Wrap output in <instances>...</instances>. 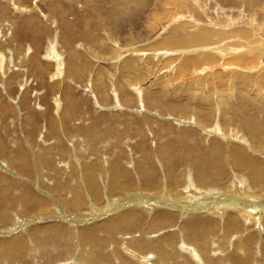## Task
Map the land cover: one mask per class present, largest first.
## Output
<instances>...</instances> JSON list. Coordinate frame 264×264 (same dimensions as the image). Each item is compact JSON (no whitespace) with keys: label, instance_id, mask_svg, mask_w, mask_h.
I'll return each mask as SVG.
<instances>
[{"label":"rangeland","instance_id":"374dc122","mask_svg":"<svg viewBox=\"0 0 264 264\" xmlns=\"http://www.w3.org/2000/svg\"><path fill=\"white\" fill-rule=\"evenodd\" d=\"M193 10L200 11V14L197 12L198 16L194 15ZM220 18L221 21H218ZM179 20L185 21L184 30H171L173 25H178ZM229 21L239 22V26L244 24L243 26L249 29L251 25L259 24L255 29L263 33L264 0H232V2H224V0H0V221L2 220L0 232L5 233H0V264L2 262L10 264L5 262L6 258L10 256L21 258L22 255L21 250L9 249L1 245L7 235L23 232L35 224L49 223L55 216H60L62 208L69 216L92 213L89 206L95 205L91 203L95 200L86 185L83 186V189L80 188L81 193L82 190L84 191L81 196L79 195L80 197L69 195V192L51 190L52 183H60L65 187L70 184V181H77L76 179L72 180V177L77 175L79 170L83 171L80 166L82 164L87 166L102 160V167L98 168L97 166L94 169H100V173L94 175L100 195L99 204L95 202L97 207L112 206L110 202H107V199H110L113 202L126 204L125 208L134 207L137 209L133 219L127 222L128 227L112 228V233L107 231L95 235L98 241L106 240L104 244L93 245L90 242L87 244L88 253L97 255V252L102 249L101 254L107 257V264L116 263L120 259L126 260L130 264H141L144 257L142 251L147 248L145 243L152 242L151 238L153 237V242L161 243L162 241L161 244L164 247L160 246L159 248L156 245L154 248H147L146 251L148 253L149 250L152 254L157 251V253L154 252V255L156 254L158 258H161V255L170 258L172 254L182 260L179 256L181 253V256L189 260L193 259V253H197L203 258L197 246L191 244L192 242L190 243L185 237V233L190 231L180 228L183 222L182 215L171 216V213L174 212L171 204L162 202L167 201L168 196L171 198L183 196L186 203L191 202L193 198H200L196 204L200 209H205L203 213L212 208V206L207 207L205 202L213 203V201L218 202L225 198L228 199L226 204L228 205L243 196H250V201L253 202L260 199L259 196L262 197L261 200H264V185L258 191L253 190L254 192H252V190L248 191L251 181L244 183L248 178V170L251 166L245 160L248 155L257 158L264 168V158H262L264 157V127L262 128V125L264 126V109L256 106L255 101L252 100L244 105L241 104L242 106L239 105L240 107L237 106L238 112L232 113L233 107L227 102L228 104L226 103L222 110L227 114L225 117V113L222 114V111H219L216 106L213 107L214 100H207V97L217 99L224 93L228 96L232 82L238 84L240 77L254 71L259 74L260 81L264 86V68L262 69L264 65L261 61L263 40L261 41L255 36L256 41L252 43L250 49L244 48L245 50L238 51L226 48L224 44H230L226 38L222 42L194 45L195 47L191 45L186 48L169 47L162 43L165 41L164 37L175 33L182 34L192 30L194 26L213 30L214 27L231 26ZM189 32L191 31L184 34H189ZM213 44L218 45L216 47L219 50L223 49V52L220 54L213 51L211 49L213 47L209 46H213ZM242 50L250 51L249 53H252L251 55H254L255 58L258 55L254 65L245 64L246 67H244L238 63L225 64L231 56H235L233 53H241ZM166 52L174 53L173 55L177 56H180L181 53L182 56L187 54L193 56L189 54L190 52L208 53L213 56L215 62L192 64L194 66L191 65L186 70L184 69L185 72H183L188 75L186 74L187 77L185 75L182 79L177 70L171 69L174 68L172 66L174 63L170 61L169 65L164 62L165 58L160 56V53ZM129 59L136 60L135 65H132L131 68L135 66L136 71L140 74V77L137 74V77L132 80L131 84L134 88L128 81L130 79L128 77ZM130 63L132 64V62ZM191 72L194 74L192 75ZM216 73H220L219 76H215ZM138 78L139 80H137ZM168 78L170 81H167ZM184 80L193 82L189 83V85H193L191 91L193 96L188 97L191 100L189 109L193 113L188 110L182 113L180 107L175 105L172 110L163 109L162 104L166 100L170 101L172 96H178L181 93L177 90L179 87H181V91H184L185 87L181 84L184 83ZM163 82L165 93H159L158 97H151V92L159 89V84H163ZM249 84H253V82ZM146 87L150 94L146 95L143 91L141 96L136 95L139 93L137 90H144ZM250 87L248 86L247 89ZM263 89L264 87L259 92L257 100L264 98ZM177 91L178 93H175ZM191 92L189 93L191 94ZM249 94L253 95L252 91ZM186 96L185 93L184 95L181 93V97L179 95L181 99H185ZM144 97L146 98L143 99ZM153 99L156 100V103ZM195 106L196 112L193 109ZM200 107L205 108L206 111H204L205 109L199 111ZM231 128L237 129L239 135L237 140H234L230 134ZM235 143L237 145L233 147L232 145ZM116 144L117 146H115ZM254 146L255 148H253ZM232 147L234 149L239 147L243 150L242 156L236 157ZM225 149L227 150L225 151ZM20 150L21 152H19ZM260 151L262 152L260 153ZM172 156L177 159L178 163L175 159V161L173 160ZM203 157L208 159L204 160ZM219 162L221 163L219 164ZM240 162L244 165H241ZM111 163L117 170L112 182L114 183L117 179L124 183L123 185L127 188L125 191L113 194L110 192L109 187L112 183L106 182V175H108L110 167L112 168ZM209 163H213V165ZM95 164L97 163L95 162ZM221 167L222 169H220ZM144 168H151L150 170L154 173L151 174L153 179L142 177ZM128 169H130V173ZM200 169L202 172L205 171L202 173L201 180L199 179L201 182L196 180ZM103 172L105 175H102ZM183 172L186 175H183ZM40 173L44 177L40 176ZM78 174L76 185H81L82 182H86L85 176L83 175V178L80 171ZM170 174L171 178L168 176ZM182 176L185 183L180 178ZM96 177H99L100 180L98 181ZM187 177H190L191 181L197 185L203 184V191L197 188L201 191L194 194L192 191L190 192L185 185L187 183L188 186H191ZM177 178L182 182L176 180ZM212 181L213 184H211ZM214 184L215 186H213ZM22 187L28 189L29 195L33 199L23 193ZM144 187L147 189H143ZM183 188L186 190L184 193ZM215 188L218 189V193L217 191L214 193ZM208 189L210 190L208 191ZM148 194L153 196L155 204L159 207H155L153 210L139 209L138 206L141 203L138 200L139 196ZM84 195L85 200L83 199ZM75 196L77 198L71 204L70 198ZM126 196L135 197L131 202L124 199ZM64 197L65 199L67 197L68 200L66 199V201ZM186 197L191 200L185 199ZM36 199L42 205L35 203ZM77 199L78 201H76ZM200 201L201 204H199ZM176 202L181 203L178 199L175 200ZM76 203L77 205H75ZM185 204L183 203V205ZM193 208H197V206ZM39 210L42 212L40 213ZM3 212L4 214H2ZM255 213L252 219L246 215L241 216L235 213L231 219L234 226L227 225L229 220L226 218L213 217L212 213L202 217L198 216L195 219L204 222V229L209 231L213 229L214 238L219 236L226 238L222 234L224 231L228 232L229 246H232L234 250L238 247L235 250L238 253L231 247L223 250L226 252L224 257L227 256L225 263L229 264L232 254L235 258L237 257V262L242 258L239 253L243 247L237 241L247 235L253 234L254 239L252 240H257V243L254 241L256 244L252 241L249 242L252 245L253 253L263 250L260 248V243L263 240L260 235L264 233V214L262 218H259L258 210ZM186 217L192 219L190 215H186L184 218ZM97 220L87 224H93L96 221L102 222L104 218L101 217ZM12 229H14V233H9V230ZM164 232L167 235L163 234ZM23 235L26 234L23 232ZM173 235H175V239L165 246V238ZM132 236L133 238H131ZM75 242L77 244L74 249L69 250L70 253L72 250L74 253H72V257L67 258L69 263L73 262L72 260L76 258L81 249L78 243L79 239L76 238ZM110 242L113 243L110 244ZM184 242L188 243L184 244ZM236 244H239L240 250ZM82 245L85 247V241ZM220 253L222 254L221 250H212L213 257L216 254L221 255ZM133 254L137 257L135 263L131 262ZM62 255L64 252L57 255V260ZM29 257L28 255L25 257L27 260L25 264H33L32 262L36 261H29ZM40 257L41 255L38 260ZM49 257H52L50 261L47 259ZM45 258L46 260H41L37 264H50L55 256L50 255ZM151 258L148 257V259ZM229 258L230 260H228ZM240 262L247 264L244 260ZM257 264H264V260L259 259Z\"/></svg>","mask_w":264,"mask_h":264},{"label":"bare ground","instance_id":"6f19581e","mask_svg":"<svg viewBox=\"0 0 264 264\" xmlns=\"http://www.w3.org/2000/svg\"><path fill=\"white\" fill-rule=\"evenodd\" d=\"M252 1V0H251ZM13 2V1H12ZM224 2H232V0H224ZM250 2V1H249ZM235 4V3H234ZM252 4V3H251ZM17 5V4H16ZM29 5V4H28ZM252 6V5H251ZM36 7V6H35ZM39 7V6H38ZM198 13L200 12V11H197ZM196 12V10H193V13H194V15H196V16H198V13ZM192 13V12H191ZM200 14V13H199ZM232 15V14H231ZM247 17H249V16H247ZM258 18V17H257ZM258 20H260V18H258ZM257 20V21H258ZM218 21H221V18L220 19H218ZM261 21V20H260ZM179 23H182V24H179V23H177L178 25L177 26H174L173 25V27L171 28V30H179V31H181V30H184L183 29V27L186 25V23H185V21H178ZM188 22V21H187ZM229 22H231V21H229ZM241 23V22H240ZM259 23H261V22H259ZM263 23V22H262ZM233 25V26H232ZM240 24H239V22H231V26H228V27H224V28H222V27H214L213 28V30H210V29H207V28H205V27H197V26H194L193 27V29L192 30H188V31H191V32H189V34H184L185 32H188V31H185L184 33H175L174 35H171V36H168V37H164L163 38V40H165V41H163L162 43L163 44H166V46H169V47H183V48H186L187 46H197V45H204V44H211V43H216V42H222L225 38L226 39H228V41L230 42V44H224V45H226V48L227 49H231L232 51H238V50H241V49H243V50H245L244 48H249L250 49V47L252 46V43H254L256 40V37L255 36H257V38H259V39H261V41L263 40V42H264V32L262 33V32H259V30L258 29H255V28H257L256 27V25H259V24H254L253 26L251 25V27L250 26H248V27H250V29L249 28H245V26H239ZM224 29V30H223ZM174 33V32H173ZM260 42V41H259ZM159 45V44H158ZM194 46V47H195ZM210 47H213V48H211V49H213V51L215 50V51H217V52H219L220 54L223 52V49H220L219 50V48H217L216 46H218V45H216V44H213V46H211V45H209ZM262 47V48H261ZM260 48H261V52L263 53V50H264V43H263V46H261ZM182 48V49H183ZM204 48V47H203ZM223 48V47H222ZM226 48H225V50H226ZM205 49V48H204ZM252 49V48H251ZM241 51V53H233V54H235V56H231L230 57V60H227L226 61V65L227 64H232V63H238V64H240V65H242V66H244V67H246V65H254V63H255V59L258 57V55L256 56V58H255V56L254 55H251L252 53H249V52H247V51ZM177 51V50H176ZM175 51V52H176ZM50 52V51H49ZM178 52H180V51H178ZM227 52V51H226ZM51 53V52H50ZM53 53H54V51H53ZM72 53V52H71ZM248 53V54H247ZM262 53H261V57H262ZM74 54V53H73ZM161 55L160 56H162L163 58H165V63H167V64H171V62L172 63H174V65H172V66H174V68L172 67L171 69H173V70H177V73H179V75H181L180 77H182V79H183V76H185L187 73H184L185 71H184V69L186 70L187 69V67H190L192 64H194V65H197V64H199V63H202V64H204L205 62H208V63H213V62H215L214 60H213V56L211 55V54H208V53H189V54H192L193 56H188V54L186 55V56H182V53H181V55L180 56H177V55H173L174 53H172V54H170V53H160ZM176 54H177V52H176ZM180 54V53H179ZM184 54V53H183ZM213 54H215V53H213ZM49 55V54H48ZM51 55V54H50ZM96 55V54H95ZM99 55V54H98ZM167 55H169V56H167ZM247 55V56H246ZM246 56V57H245ZM109 57V56H108ZM161 57V58H162ZM166 57H169V58H166ZM216 58V57H215ZM223 58V57H222ZM225 58V57H224ZM227 58V57H226ZM232 59V60H231ZM62 60V59H61ZM129 61V65H130V67H129V69H128V71H129V73H128V77L130 78V79H128V81H129V84L130 85H132L131 83H133V79L135 78V77H137V74H138V72L136 71V67L134 66L133 68H131L132 67V65H135L134 63H136L135 61H134V59L132 60V59H129L128 60ZM158 61H159V58H158ZM171 61V62H170ZM261 61H262V59H261ZM36 62V61H35ZM130 62H132V64L130 63ZM62 63V62H61ZM119 63V62H118ZM207 63V64H208ZM262 65H264V62L262 61ZM38 64V63H37ZM169 64V65H170ZM202 64H200V65H202ZM246 64V65H245ZM145 65V64H144ZM194 65H192V66H194ZM216 65H217V63H216ZM256 65V64H255ZM120 66V65H119ZM223 66V65H222ZM197 67V66H196ZM252 67H255V66H252ZM262 67V66H261ZM195 68V67H194ZM227 68V67H226ZM257 68V67H256ZM256 68H254V69H256ZM264 68V66L262 67V69ZM235 69V68H234ZM242 69V68H241ZM253 69V70H254ZM262 69H260V70H262ZM59 70V69H58ZM173 70H170V71H173ZM193 70V69H192ZM202 70V69H201ZM232 70V69H231ZM249 70H251V69H249ZM60 71V70H59ZM127 71V70H126ZM184 71V72H183ZM183 72V73H182ZM237 72V71H236ZM245 72V71H244ZM255 72V71H254ZM249 73V71H248V73H249V75H245L244 74V76H242V77H240V80L238 81V84H236L235 82H232L230 85H231V89H229V93H228V96H227V94L226 93H224L223 95H220L217 99H212L211 97H207V100H209V101H213L214 103H213V107H217L218 108V110L219 111H222L223 110V106L228 102L229 104H231L232 105V107H233V110H231V111H233L232 113H234V112H238L237 111V106H239V105H241V104H245L246 102H250V101H252V100H254L255 101V104H256V106H258V107H260V108H263L264 109V98L263 99H259V100H257L258 98H259V96H258V94H259V92L262 90V88L264 87L263 85H262V82L260 81V76H259V74H257V72L256 73ZM101 73V72H100ZM259 73V72H258ZM164 74V73H163ZM191 74H192V72H191ZM194 74V73H193ZM192 74V75H193ZM219 74L220 73H216V75L215 76H219ZM228 74V73H227ZM237 74H239V72H237ZM98 75V74H97ZM102 75V74H101ZM125 75V74H124ZM139 75V77H140V74H138ZM167 75V74H166ZM178 75V76H179ZM188 75V74H187ZM187 75L185 76V77H187ZM190 75V74H189ZM198 75V74H197ZM240 75V74H239ZM241 75H243L242 73H241ZM143 76V75H142ZM174 76V75H173ZM213 76H214V74H213ZM222 76V75H221ZM220 76V77H221ZM236 76V75H235ZM161 77V76H160ZM184 77V78H185ZM189 77V76H188ZM192 77V76H191ZM198 77V76H197ZM210 77V76H209ZM233 77V76H232ZM156 78V77H155ZM167 78V77H166ZM165 78V79H166ZM179 78V77H178ZM200 78V77H199ZM198 78V79H199ZM236 79H237V77H235ZM164 79V82H165V84H167L166 82L167 81H170V78H168V80L166 81ZM194 79V78H193ZM193 79H191V80H193ZM197 79V80H198ZM95 80V79H94ZM123 80V79H122ZM137 80H139V78L137 79ZM195 80V79H194ZM196 80V81H197ZM230 80V79H229ZM142 81H143V79H142ZM175 81V80H174ZM40 82V81H39ZM164 82H163V84H159V89H157L156 91H153V92H151V97L153 96V97H158V94L160 93H162V92H164L165 93V91H166V89L164 88ZM185 82H187V83H185ZM192 82V81H191ZM240 82V83H239ZM251 82H253V84H249V83H251ZM135 83H138V82H135ZM141 83V82H140ZM156 83V82H155ZM181 83V82H180ZM185 83V84H184ZM184 83H181V84H183L184 85V87H185V89H184V91H181L180 90V88L181 87H179L177 90L178 91H180L183 95H184V93H185V95H187L186 97H185V99L186 98H188V97H192L193 95H192V86L193 85H189V83H190V81L189 80H187V81H185L184 80ZM193 83V82H192ZM192 83H190V84H192ZM222 83V82H221ZM138 85H141V84H138ZM186 85V86H185ZM133 86V85H132ZM216 86V85H215ZM221 86V85H220ZM248 86H251L250 87V89H247V87ZM136 87V86H135ZM138 87V86H137ZM158 87V86H157ZM178 87V86H177ZM176 87V88H177ZM219 87V86H218ZM253 87V88H252ZM53 88V87H52ZM133 88H134V86H133ZM139 88V87H138ZM173 88V87H172ZM148 88L146 87V89H142V90H137V92H139V93H136V95L137 96H141L142 94H143V91H144V93L146 94V95H148V94H150V92L147 90ZM215 89V88H214ZM222 89V88H221ZM134 90V89H133ZM136 90V89H135ZM183 90V89H182ZM216 90V89H215ZM218 90V89H217ZM264 90V89H263ZM175 91V90H174ZM178 91L177 92H175V93H178ZM250 91H252V93H253V95L252 94H249V92ZM55 92V91H54ZM189 92H191V94L189 93ZM197 92V91H196ZM217 92V91H216ZM167 93V92H166ZM181 93L179 94L180 95V97H181ZM262 93V92H261ZM163 94V93H162ZM168 94H169V92H168ZM209 94V93H208ZM145 95V96H146ZM174 95V94H173ZM179 95L178 96H172V98H171V100L170 101H168V100H166L163 104H162V108L163 109H168V110H172L175 106H179L180 107V111L183 113V112H185L186 110H188V111H190V112H192L193 113V111L191 110V109H189V103H191V100L189 99H187V100H185V99H181L180 97H179ZM249 95V96H248ZM260 95V94H259ZM264 95V94H263ZM65 96V95H64ZM130 96V95H129ZM164 96V95H163ZM226 96H227V98H226ZM147 97V96H146ZM146 97H144L143 99H145ZM195 97V96H194ZM137 98V97H136ZM198 98V97H197ZM226 98V99H225ZM108 99V98H107ZM147 99H149V98H147ZM157 99V98H156ZM142 100V99H141ZM154 100V99H153ZM162 100V99H161ZM147 101V100H146ZM155 101V103H156V100H154ZM175 101V102H174ZM227 103V104H228ZM117 104V103H116ZM173 105H175V106H173ZM148 106V105H147ZM156 106V105H155ZM158 106V105H157ZM156 106V107H157ZM193 106V105H192ZM229 106V105H228ZM242 106V105H241ZM116 107V106H115ZM118 107V106H117ZM116 107V108H117ZM130 107V106H129ZM134 107V106H133ZM159 107V106H158ZM240 107V106H239ZM249 107V106H248ZM178 108V107H177ZM194 110H195V112L197 111L196 110V106L193 108ZM198 109V108H197ZM205 108H203V107H200L198 110L199 111H202V110H204ZM230 109V108H229ZM175 111H176V109H174ZM257 110V109H256ZM204 111H206V109L204 110ZM253 111V110H252ZM167 112V111H166ZM261 112V111H260ZM225 113V111H222V114H224ZM226 114V113H225ZM220 116H222V115H220ZM228 116H230V115H228ZM235 117H236V115H234ZM179 117V116H178ZM225 117H227V114L225 115ZM264 117V116H263ZM192 118H193V116H192ZM191 118V119H192ZM222 118V117H221ZM224 118V117H223ZM233 118V117H232ZM226 119V118H225ZM228 119V118H227ZM235 119V118H234ZM193 120V119H192ZM223 120V119H222ZM242 121V120H241ZM190 122V121H189ZM193 122V121H192ZM225 124V123H224ZM237 124H240V123H237ZM242 124H244V123H242ZM235 125H236V123H235ZM251 125V124H250ZM237 126V125H236ZM261 126V125H260ZM195 127V126H194ZM233 127V126H232ZM264 126L262 125V128H263ZM177 128V127H176ZM218 128V127H217ZM251 128V127H250ZM255 128V127H254ZM233 128H231V130H230V134L233 136V138H234V140H237V138H239V135H238V131H237V129L236 130H232ZM264 129V128H263ZM178 130V129H177ZM264 131V130H263ZM102 134V133H101ZM248 137V136H247ZM249 138V137H248ZM244 139V138H243ZM206 140V139H205ZM240 140V139H239ZM229 141H231V140H229ZM108 142H110V141H108ZM154 142V141H153ZM215 141H213V143H214ZM216 143V142H215ZM230 143V142H229ZM228 143V144H229ZM243 143V142H242ZM67 144V143H66ZM240 144V143H239ZM213 145V144H212ZM237 145V143H235L234 145H232L233 147H235ZM249 145H250V143H249ZM114 146V145H113ZM115 146H117V144L115 145ZM228 146V145H227ZM240 146V145H239ZM242 146V145H241ZM81 147L83 148V145H81ZM161 147V146H160ZM232 147V148H233ZM249 147V146H248ZM251 147V146H250ZM25 148V147H24ZM106 148V147H105ZM162 148V147H161ZM217 148V147H216ZM229 148V147H228ZM243 148V147H242ZM253 148H255V146L253 147ZM234 149V148H233ZM250 149V148H249ZM227 149H225V151H226ZM232 150V149H231ZM261 150V149H260ZM82 151H83V149H82ZM85 151V150H84ZM224 151V152H225ZM242 151L243 150H241V149H239V147L238 148H236V149H234L233 150V153L236 155V157L237 156H242ZM19 152H21V150L19 151ZM152 152V151H151ZM230 152V151H229ZM258 152V151H257ZM262 151H260V153H261ZM118 153V152H117ZM168 153V152H167ZM203 153V152H202ZM222 153V152H221ZM227 153V152H226ZM81 154H83V153H81ZM152 154V153H151ZM198 154V153H197ZM223 154H225V153H223ZM162 155V154H161ZM164 155V154H163ZM202 155V154H201ZM205 155V154H204ZM226 155V154H225ZM264 155V154H263ZM262 155V156H263ZM138 156V155H137ZM148 156V155H147ZM168 156V155H167ZM167 156H166V158H167ZM181 156V155H180ZM208 156H210V155H208ZM226 156H228V154L226 155ZM81 157H83V155H81ZM173 157V156H172ZM177 157V156H176ZM197 157V156H196ZM206 157V156H205ZM229 157H231V156H229ZM159 158H160V155H159ZM169 158H171V157H169ZM179 158V157H178ZM199 158V157H198ZM198 158H196V159H198ZM204 158V157H203ZM223 158V157H222ZM225 158H228V157H225ZM232 158V157H231ZM262 158H264V157H262ZM18 159V158H17ZM39 159V158H38ZM176 160V162H177V159L175 158V157H173V160ZM180 159V158H179ZM206 159H208V158H206ZM205 158H204V160H206ZM230 159V158H229ZM233 159V158H232ZM259 159H261L260 157H259ZM27 160V159H26ZM26 160H25V162H26ZM84 160V159H83ZM83 160H81V162L83 163ZM163 160V159H162ZM174 160V161H175ZM181 160V159H180ZM179 160V161H180ZM193 160V159H192ZM209 160H211V159H209ZM220 160V159H219ZM228 160V159H227ZM226 160V161H227ZM248 163H250V169L248 170V178L247 179H245V181H244V183H246V182H248V181H251V184H250V186H249V188H248V191H251L252 190V192H254L253 190H255V191H258L259 189H260V187L262 186V185H264V168L262 167V163L257 159V158H255V157H253V156H247L246 157V159H245ZM264 160V159H263ZM93 161H95V159H93ZM148 161V160H147ZM167 161V160H166ZM170 161V160H169ZM168 161V162H169ZM182 161V160H181ZM212 161V160H211ZM225 161V162H226ZM230 161V160H229ZM45 163H46V161H44ZM95 162L97 163V164H95ZM94 162V164H92V163H90V164H88L87 166H85V164L83 165H80L81 167H82V169H83V171L82 170H79L80 171V175L83 177V175L85 176V178H84V180L87 182V184H86V182H82V184L81 185H76V183H77V181H78V178H77V176H79V174H78V172H77V175L75 174L73 177H72V180L73 179H76L77 181H70V184L69 185H67V186H65V187H63L62 185H60V183H52L51 184V190H53V191H60V192H63V193H65V192H69V195H77V196H81L82 194H83V190H82V193H81V189H83V186L84 185H86L88 188H86V189H88L89 191H90V194L92 193V196L94 197V199L93 200H95V202H98V201H100L99 199V197H100V195H99V189H98V183H97V181H96V179H95V174L96 173H100V169H98V170H94V169H96L97 168V166H98V168L102 165V160H101V162H98V161H95ZM149 162V161H148ZM196 162V161H195ZM202 162V161H201ZM43 163V162H42ZM178 163V162H177ZM221 162H219V164H220ZM25 164V163H24ZM44 164V163H43ZM68 164V163H67ZM106 164V163H105ZM112 164V168L110 167V169H109V165H108V169H109V173H107L108 175H106V177H107V180H106V182L107 183H112L111 184V187H109L110 188V192L113 194V193H115V192H118V191H125L127 188L123 185L124 183H121V182H119V181H117V179H116V181H114V183L112 182V180H114L113 178H114V176H115V174L117 173V170H116V168H115V166H113V163H111ZM120 164V163H119ZM196 164V163H195ZM201 164V163H200ZM210 165H213V163H209ZM223 164H224V162H223ZM227 164V163H226ZM229 164V163H228ZM240 164L241 165H244L242 162H240ZM137 165V164H136ZM216 165V164H215ZM107 166V165H106ZM135 166V165H134ZM154 166V165H153ZM23 167V166H22ZM96 167V168H95ZM102 167V166H101ZM118 167V166H117ZM122 167H123V165H122ZM155 167V166H154ZM153 167V168H154ZM158 167V166H157ZM186 167V166H185ZM198 167V166H197ZM32 168V167H31ZM103 168H105V167H103ZM124 168V167H123ZM133 168V167H132ZM137 168V167H136ZM149 168V167H148ZM164 168V167H163ZM107 169V170H108ZM141 169V168H140ZM145 169V168H144ZM151 169V168H150ZM150 169H145V171L142 173V177H144V179H153V177H152V173H153V171L152 170H150ZM188 169H190V168H188ZM187 169V170H188ZM220 169H222V167L220 168ZM66 170H67V168H66ZM75 170V169H74ZM129 170V173H130V169H128ZM160 170V169H159ZM208 170V169H207ZM206 170V171H207ZM125 171V170H124ZM137 171H139V170H137ZM185 171V170H184ZM190 171V170H189ZM229 171V170H228ZM231 171V170H230ZM56 172V171H55ZM63 172V171H62ZM68 172V171H67ZM74 172V171H73ZM139 172H141V171H139ZM165 173H166V170L164 171ZM173 172V171H172ZM191 172V171H190ZM203 172H205V171H203ZM202 170L200 169V172H198L197 173V175H196V180L198 179H200L201 180V176H202ZM213 172V171H212ZM215 172V171H214ZM75 173V172H74ZM127 174H128V172H126ZM155 173H157L156 171H155ZM164 173V174H165ZM169 173V172H168ZM230 173V172H229ZM41 175L40 176H43L44 177V175L42 174V173H40ZM64 174L66 175V172H64ZM133 174V173H132ZM154 174V173H153ZM191 174V173H190ZM196 174V173H195ZM195 174H194V176H195ZM205 174V173H204ZM206 174H208V173H206ZM102 175H105V173L103 172V174ZM129 175V174H128ZM141 175V174H140ZM167 175V174H166ZM183 175H186V173L184 174V172H183ZM63 176V175H62ZM126 176V175H125ZM158 176V175H157ZM170 178H171V174L170 175H168ZM187 176H189V175H187ZM193 176V177H194ZM212 176V175H211ZM213 176H215V175H213ZM223 176V175H222ZM221 176V177H222ZM224 176H225V174H224ZM50 177V176H49ZM105 177V176H104ZM141 177V178H142ZM221 177H219V178H221ZM39 178V177H38ZM42 178V177H41ZM41 178H39V179H41ZM97 178V180L99 181L100 180V178L99 177H96ZM129 178H133V177H129ZM181 179L183 178V176L182 177H180ZM216 178H218L217 176H216ZM215 178V179H216ZM223 178V177H222ZM243 178V177H242ZM42 179H44V178H42ZM49 179V178H48ZM67 179H68V177H67ZM88 179V180H87ZM126 179H127V177H126ZM210 179V178H209ZM52 180V179H51ZM83 180V179H82ZM159 180H161V179H159ZM159 180H158V183H159ZM176 180H179L178 178L176 179ZM183 180V179H182ZM194 180H195V178H194ZM199 180V181H200ZM38 181V180H37ZM57 181H58V179H57ZM120 181H122V180H120ZM145 181V180H144ZM150 181V180H149ZM163 181V180H162ZM161 181V182H162ZM168 181V180H167ZM172 181H173V179H172ZM180 181V180H179ZM184 181V180H183ZM187 181H188V183H189V185H191V186H188V184L186 183L185 185H187V188L190 190V192L192 191L193 192V194L194 193H198V192H200L201 190H202V188H203V184H201V185H197V184H195L194 182H192L191 181V179H190V177H187ZM43 182V181H42ZM46 182V181H45ZM75 182V183H74ZM81 182V181H80ZM141 182V181H140ZM143 182V181H142ZM151 183H152V181H150ZM180 182H182V181H180ZM201 182V181H200ZM223 182V181H222ZM236 182H237V180H236ZM47 183V182H46ZM154 183V182H153ZM163 183V182H162ZM168 183V182H167ZM171 182L169 181V184H170ZM184 183H185V181H184ZM146 184V183H145ZM160 184V183H159ZM158 184V185H159ZM199 184V183H198ZM210 184V183H209ZM211 184H213V181H212V183ZM234 184V183H233ZM66 185V184H65ZM144 185V184H143ZM158 185H157V187H158ZM174 185V184H173ZM185 185H184V187H185ZM235 185V184H234ZM68 186H70L69 188H68ZM109 186V185H108ZM129 186V185H128ZM131 186V185H130ZM133 186V185H132ZM169 186V185H168ZM175 186V185H174ZM213 186H215V184L213 185ZM233 186V185H232ZM232 186H230V187H232ZM79 187V188H78ZM135 187V186H134ZM205 187V186H204ZM217 187V186H216ZM81 188V189H80ZM108 188V189H109ZM129 188V187H128ZM197 188H199V189H201V190H198ZM226 188V187H225ZM140 189V188H139ZM143 189H147L146 187H144ZM143 189H142V191H143ZM168 189V188H167ZM184 190H182L183 191V193L186 191L185 190V188H183ZM216 190H215V192L214 193H216V191L218 190L217 188H215ZM227 189V188H226ZM161 190H162V188H161ZM168 190H170V189H168ZM210 189H208V191H209ZM22 191H23V193L24 194H26V195H29V192H28V189L26 188V187H22ZM154 191V190H153ZM181 191V192H182ZM203 191V190H202ZM232 191H235V190H232ZM144 192V191H143ZM147 192H148V190H147ZM157 192V191H156ZM180 192V191H179ZM228 192H230V191H228ZM236 193H237V191H235ZM263 192H264V190H263ZM110 193V194H111ZM153 193V192H152ZM170 193V192H169ZM173 193V192H172ZM171 193V194H172ZM176 193V192H175ZM174 193V194H175ZM217 193H218V191H217ZM150 195H152L151 193H149ZM149 194L148 195H140L139 196V198H138V200H139V202H141L140 203V206H138L139 207V209H149V210H153L155 207H159L158 205H156L155 204V200L153 199V196H149ZM178 194V193H177ZM199 194H201V193H199ZM204 194V193H203ZM233 194V193H232ZM231 194V195H232ZM240 193L238 192V195H239ZM251 194H253V193H251ZM136 195V194H135ZM160 195V194H159ZM196 195V194H195ZM202 195V194H201ZM220 195V194H219ZM30 196V198H32V196L31 195H29ZM65 196V195H64ZM79 196V197H80ZM91 196V195H90ZM137 196V195H136ZM163 196V195H162ZM215 196V195H214ZM135 197V196H134ZM134 197H132V196H126V197H124V199L126 200V201H131L132 202V200H134ZM183 197V196H182ZM180 195H179V197H175V198H171V197H169L168 196V200L167 201H162L163 203H167L168 202V204H171V207L173 208V210H174V212H172L171 213V216H174V214H180V215H182V219H183V222H182V224H181V227L180 228H182V229H187V230H189L190 232H186L185 233V237H186V239L187 240H189L190 241V243L191 244H195L196 246H197V248L199 249V251H201V253L203 254H200L201 256H203V258L202 257H200L197 253H193V256H192V260L190 259H186L184 256H181V254L179 253V252H177V250H176V252L177 253H179L180 255V257L182 258V260H179L180 258H178L177 259V257L178 256H172V254H171V257L170 258H166L164 255H161L162 257L161 258H158V256L155 254L154 255V252H153V254L152 253H150V251L148 250V253H147V251H146V249L147 248H154L156 245H158L159 246V248H160V246L161 247H164L163 246V244H161L162 243V241H161V243H159V241H158V243L157 242H153V238H151L150 240L152 241V242H146L145 244L147 245L146 247L147 248H142V246H141V248L142 249H144V251H142V253L144 254V257L142 258V263L141 264H227V263H225V260L227 259V256H226V258L224 257L225 255V253L226 252H223V250H225L227 247H231L232 248V246H229V244H228V242H227V233L228 232H226V231H224L223 232V234L222 235H225L226 236V238L224 237V236H219V237H216V238H214V233H213V229H212V231H209V230H206V229H204V222H202L201 220H196L195 218L196 217H198V216H200V217H202V216H204L205 214L206 215H209L210 213H212V215H213V217H217V216H221L222 218H226L227 220H229V221H227V225H230V226H234V224H233V221L231 220L232 218H233V216H234V214L236 213V214H240L241 216H243V215H246L247 217H249V218H253V216H255V211L256 210H258V213H259V218H262L263 217V214H264V200H261L262 199V197L261 196H259L258 198H260V199H256V202L254 201H250V196H247V197H245V196H243L241 199H237V200H235L234 202H232V203H228V205H226L227 204V201H228V199H225L224 198V200H218V202H214L213 201V203H209V202H205L206 204V206L207 207H211L212 206V208H210V210H208L207 212H205V213H203V211H205V209L203 208H199L198 206L199 205H197L196 203H197V200H199V199H196V198H193L192 200L188 197H186L185 199H187V200H191V202H189V203H186L185 201H184V198H182ZM191 197V196H190ZM206 198H207V196H205ZM204 197V198H205ZM218 197H220V196H218ZM241 197V196H240ZM250 197V198H249ZM77 197L75 196V197H72V198H70L71 199V204L73 203V201L76 199ZM91 198V197H90ZM164 198H166V197H164ZM198 198V197H197ZM216 198H217V196H216ZM33 199V198H32ZM35 199V198H34ZM64 199H65V197H64ZM66 199H67V197H66ZM65 199V200H66ZM83 199L85 200V195L83 196ZM180 200L181 201V203L180 202H176L175 203V200ZM203 199V197L201 198V200ZM223 199V198H222ZM64 200V201H65ZM68 200V199H67ZM66 200V201H67ZM101 200H102V198H101ZM186 200V201H187ZM53 201V200H52ZM76 201H78V199L76 200ZM81 201V200H80ZM210 201H212L211 199H210ZM58 202V201H57ZM85 202V201H84ZM94 201L93 202H91V203H93V204H95V205H92L91 203V205L89 206L90 208H91V210H92V213L90 212H87V213H85V214H80V215H73V216H69V215H66L65 214V212H64V209L62 208V210H60V216H55L54 218H52V220H51V222H49V223H46V224H35V225H33V226H30L29 228H27V229H25V230H23V232H24V234H26L25 236L23 235V232H18V233H16V234H12V235H7V237L5 238V240L2 242L3 244H1L2 246L4 245L6 248H9V249H18V250H21L22 251V255H21V258H14V257H8V258H6L5 259V262H7V263H10V264H25V262H27V260H26V256L28 255V256H30L29 258H28V260L30 261V260H36L35 262H32L33 264L35 263V264H37L39 261H41V260H46V258H45V256L46 257H48V256H50V255H54L55 256V258L51 261V263L50 264H68L69 263V260H67V258L68 257H70L71 255H72V253H73V250H72V253H70V249H74V247H75V244H77V242H75V239L77 238V239H79V246L81 247V249H80V251H78V253H77V256H76V258L74 259V260H72L73 262H70L69 264H107V257H105L104 255H102L101 254V252H102V249H100L99 251L100 252H97V255H95V254H91V253H88V251H87V244L90 242L91 244H104L105 243V241L104 242H102V241H98L97 240V238L95 237V235H97L98 233H104V232H107V231H109L110 233H112V228H121V227H128V221H130L131 219H133V216H135L136 215V213L137 212H135V210H137V209H135L134 207L133 208H125L126 207V204H123V203H117V202H113V200H110V199H107V202L109 203H111L110 205H112V206H108V207H97V205H96V203H95ZM185 204V205H183V203ZM35 203H39V205H42L40 202H39V200L38 199H36V201H35ZM59 203V202H58ZM75 203V202H74ZM80 203V202H79ZM101 203V202H100ZM54 204V203H53ZM62 204V203H61ZM70 204V205H71ZM82 204V203H81ZM89 204V203H88ZM98 204H99V202H98ZM161 204V203H160ZM167 204V205H168ZM179 204H181V205H179ZM199 204H201V201H200V203ZM51 205V204H50ZM75 205H77V203L75 204ZM74 205V206H75ZM54 206V208H55V205H53ZM61 206V205H60ZM67 206V205H66ZM71 206H73V205H71ZM79 206V205H78ZM81 206V205H80ZM85 206V205H84ZM145 206V207H144ZM164 206V205H163ZM194 206H197V208H193ZM204 206V205H203ZM63 207V206H62ZM168 207V206H167ZM48 208V207H47ZM47 208H45V209H47ZM79 208V207H78ZM87 208V207H86ZM73 209V208H72ZM102 209V210H101ZM171 209V208H170ZM44 210V209H43ZM49 210V209H48ZM123 210V211H122ZM166 210V209H165ZM37 211V210H36ZM167 211V210H166ZM39 212H40V210H39ZM42 212V211H41ZM40 212V213H41ZM7 213V212H6ZM51 213V212H50ZM192 213V214H191ZM2 214H4V212L2 213ZM1 214V215H2ZM38 214V213H37ZM91 214V215H90ZM167 213L165 212V215H166ZM56 215V214H55ZM71 215V214H70ZM90 215V216H89ZM103 215H105V216H103ZM186 215H190V217L193 219H187V217L186 218H184ZM5 216V215H4ZM7 216V215H6ZM38 216V215H37ZM108 216V217H107ZM53 217V216H52ZM101 217H103L104 218V220L102 221V222H97L98 220V218H101ZM106 217V218H105ZM35 218V217H34ZM31 220V219H30ZM50 220V219H49ZM95 220H97L95 223H93V224H87V223H91L92 221L94 222ZM102 220V219H101ZM2 221V220H1ZM0 221V222H1ZM36 221H38V220H36ZM31 223V222H30ZM263 223H264V220H263ZM232 224V225H231ZM22 225V224H21ZM264 227V226H263ZM23 228V227H22ZM21 228V229H22ZM212 228H213V226H212ZM227 228V227H226ZM15 229V228H14ZM14 229H12V230H9L10 232L9 233H11V232H13V230ZM264 229V228H263ZM262 229V230H263ZM264 231V230H263ZM156 232V231H155ZM181 232H182V230H181ZM215 232V231H214ZM262 232V231H261ZM1 234H5V233H2V232H0ZM14 233V232H13ZM116 233V232H115ZM216 233V232H215ZM252 233V232H251ZM257 233V232H256ZM113 234H114V232H113ZM155 234V233H154ZM161 234V233H160ZM159 234V235H160ZM163 234H166L165 232L163 233ZM231 234V233H230ZM264 234V233H263ZM263 234H261L260 235V237L264 240V235ZM115 235H117V234H115ZM162 235V234H161ZM160 235V236H161ZM167 235V234H166ZM165 235V236H166ZM128 236V235H127ZM246 236V235H245ZM255 236V235H254ZM131 238H133V236L131 237ZM159 238V237H158ZM166 240H164L165 242V246H166V244L168 243V242H171L172 240H174L175 239V235H173V236H171V237H166L165 238ZM252 239H254V237H253V234H250V235H247V237H244V238H242V239H238L239 241H237L238 243H240V245L243 247V249L241 250V252L239 253L240 254V256L242 255V258L241 259H239V262H237V257L235 258V256L232 254H229V253H227V254H229V255H231V263H229V264H243L242 262H240L241 260H244V261H246L245 263H247V264H257V261L259 260V259H261V260H264V241L262 240V242L260 243V245H261V249H263L262 251H260V252H258V253H253V249H252V245H250L249 244V242H251L252 241V243L255 241H253ZM260 239V238H259ZM111 240V239H110ZM119 241H120V239H118ZM125 240V239H124ZM155 240V239H154ZM237 240V239H236ZM2 241V240H1ZM83 241H85V247H84V245H82L83 244ZM114 242H115V240H113ZM123 241V240H122ZM157 241V240H156ZM188 241V242H189ZM260 241V240H259ZM187 242V243H188ZM256 243H257V240L255 241ZM254 242V243H255ZM111 243H113V242H110V244ZM123 243V242H122ZM187 243H185L184 242V244H187ZM255 243V244H256ZM180 244V243H179ZM237 245V244H236ZM99 246V245H98ZM143 246L145 247V245L143 244ZM158 246H157V249H158ZM177 246V245H176ZM195 246V247H196ZM234 246V245H233ZM237 246H239V244L237 245ZM76 247H77V245H76ZM126 247V246H125ZM235 247V246H234ZM189 248V247H188ZM213 248H215V249H213ZM230 248V249H231ZM96 249V248H95ZM187 249V248H186ZM191 249V248H190ZM216 249H218V250H221L222 251V254L221 255H214V257H213V255H212V250H214V251H216ZM229 249V248H228ZM227 249V252L229 251ZM233 249V248H232ZM231 249V250H232ZM237 249H238V247H237ZM237 249H235V250H237ZM241 248H240V246H239V250H240ZM116 250V249H115ZM125 250V249H124ZM161 250L163 251V249L161 248ZM174 250V249H173ZM197 250V249H196ZM234 249H233V251H235ZM178 251H179V249H178ZM198 251V250H197ZM61 252H64V255H62L58 260H57V255H59ZM75 252V251H74ZM94 252V251H93ZM160 252V251H159ZM158 252V253H159ZM173 252V251H172ZM236 252V251H235ZM155 253H157V251L155 252ZM161 253V252H160ZM174 253V252H173ZM234 253V252H233ZM236 253H238V252H236ZM74 254V253H73ZM183 254H185V253H183ZM39 255H41V257L39 258V260H38V257H39ZM45 255V256H44ZM142 255V254H141ZM175 255H177L176 253H175ZM187 255V254H186ZM185 255V256H186ZM228 255V257H230ZM73 256V255H72ZM71 256V257H72ZM190 256V255H189ZM148 257H152L151 259H148ZM258 257H259V259H258ZM51 258L52 257H49V258H47L48 259V261H50L51 260ZM183 258H185V259H183ZM20 259H21V261H20ZM65 260V261H64ZM132 261V263H135L136 261H137V257L133 254V256H132V259H131ZM139 260H141V259H139ZM228 260H230V258L228 259ZM227 262V261H226ZM2 264H3V262H2ZM110 264V263H109ZM112 264H130L129 262H127L126 260H122V259H120L119 261H117L116 263H112ZM135 264H138V263H135Z\"/></svg>","mask_w":264,"mask_h":264},{"label":"water","instance_id":"95a60500","mask_svg":"<svg viewBox=\"0 0 264 264\" xmlns=\"http://www.w3.org/2000/svg\"><path fill=\"white\" fill-rule=\"evenodd\" d=\"M262 61L264 62V50H263V53H262V57H261Z\"/></svg>","mask_w":264,"mask_h":264}]
</instances>
